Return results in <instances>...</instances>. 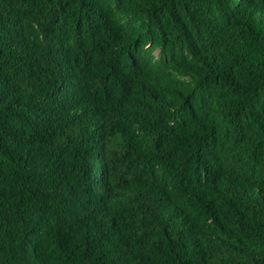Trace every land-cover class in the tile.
<instances>
[{
	"label": "trees",
	"instance_id": "1",
	"mask_svg": "<svg viewBox=\"0 0 264 264\" xmlns=\"http://www.w3.org/2000/svg\"><path fill=\"white\" fill-rule=\"evenodd\" d=\"M0 264H264V0H0Z\"/></svg>",
	"mask_w": 264,
	"mask_h": 264
}]
</instances>
